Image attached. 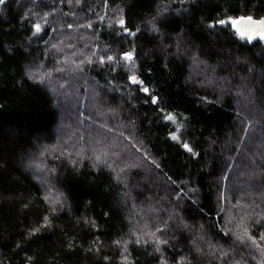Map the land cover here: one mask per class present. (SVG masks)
I'll return each mask as SVG.
<instances>
[{"label":"trees","instance_id":"1","mask_svg":"<svg viewBox=\"0 0 264 264\" xmlns=\"http://www.w3.org/2000/svg\"><path fill=\"white\" fill-rule=\"evenodd\" d=\"M247 16L264 0L0 4V264H264Z\"/></svg>","mask_w":264,"mask_h":264},{"label":"water","instance_id":"2","mask_svg":"<svg viewBox=\"0 0 264 264\" xmlns=\"http://www.w3.org/2000/svg\"><path fill=\"white\" fill-rule=\"evenodd\" d=\"M250 16L241 17L237 20H241L240 24H233L235 31L239 34L240 37L254 41L257 39H264V17L260 19H256ZM236 20V21H237ZM131 53H127L126 57H131Z\"/></svg>","mask_w":264,"mask_h":264},{"label":"snow or ice","instance_id":"3","mask_svg":"<svg viewBox=\"0 0 264 264\" xmlns=\"http://www.w3.org/2000/svg\"><path fill=\"white\" fill-rule=\"evenodd\" d=\"M3 3H5V0H0V4H3ZM249 20H251L250 17H249ZM221 23H224V21H221ZM232 23L238 25V24L242 23V21L241 20H237V21H233ZM133 80L135 82V78H133ZM144 91L147 92L148 90L145 88ZM169 119H171V117H169ZM184 147L188 148V145L185 144ZM188 150L191 151L190 148Z\"/></svg>","mask_w":264,"mask_h":264},{"label":"bare ground","instance_id":"4","mask_svg":"<svg viewBox=\"0 0 264 264\" xmlns=\"http://www.w3.org/2000/svg\"><path fill=\"white\" fill-rule=\"evenodd\" d=\"M134 139H135V138H134ZM134 139H133V140H134ZM131 140H132V139H131ZM133 140H132V141H133ZM134 141L138 144L137 140H134ZM134 141H133V146H134ZM130 143H132V142H130ZM137 144H136V147H137ZM128 145H129V144H128ZM130 145H131V144H130ZM134 147H135V146H134Z\"/></svg>","mask_w":264,"mask_h":264}]
</instances>
